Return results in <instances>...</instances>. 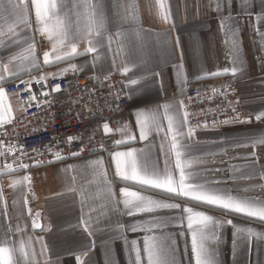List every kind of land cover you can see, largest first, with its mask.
Returning <instances> with one entry per match:
<instances>
[{
  "label": "crops",
  "instance_id": "crops-1",
  "mask_svg": "<svg viewBox=\"0 0 264 264\" xmlns=\"http://www.w3.org/2000/svg\"><path fill=\"white\" fill-rule=\"evenodd\" d=\"M73 2L79 5L82 0H69V7ZM228 2L219 0L221 9L217 11V0H163L164 8L171 13V22H164L157 0H88L95 7L97 15L103 17L101 35L96 38L101 41L102 47L98 48L100 55L95 61V54H89L62 63L43 65L42 53L50 50L51 45L35 31L34 8L31 9V29L20 31L17 43H12L9 35L0 38V67L7 64L9 71L20 70V79L8 83L42 75L53 77L50 74L69 68L70 64H76L80 69L75 72L84 74L122 75L132 107L130 123L122 129L135 136L134 140L117 146L109 153L97 152L38 167L32 173L30 182L17 184L15 188L9 186L10 180L28 176L26 173L15 171L11 177L0 175V185L3 186L7 203V218L0 215V240L4 237L6 225L11 224L13 228L20 225L24 230L15 232L8 239L15 241L17 246L24 241L28 246L26 250L36 253L38 264H46L49 259H59V264H77V256L87 264H135L132 241H136L142 249L146 235L170 237L163 243L175 242V256L179 264H195L186 220L183 235L177 219H173L167 228L153 229L150 233L130 230L131 225L143 224L153 215L176 218L179 213L177 210L161 209L154 214L126 215L120 190L127 186L130 191H141L154 199H165L192 207L195 211H203L219 221L231 220L233 224L224 223L216 228L217 239L207 241V247L214 253L217 264H264V223L256 222L255 218H245L243 214L214 211L196 202L163 196L158 191H143L131 181L122 182L116 175V165L111 155L135 148L141 150L136 153L140 164L146 163L149 168L156 166L163 170L165 154L161 145L167 144V120L161 118L163 130L152 131L146 140H141L137 113H144L147 119L158 109L162 117V106L169 104L173 106L170 114L177 115L178 102L184 104L188 84H222L233 79L239 83L247 111L245 120L250 118L251 122L212 125L195 130L191 138L183 141L188 146L185 149L186 158L195 161L189 170L196 173L194 179L200 182L226 181L209 186L228 188L234 196L264 199V189L252 187L264 184V179L260 178V172L264 171V145L255 149L236 146L237 143L248 142L250 137L264 136V122L255 119L258 112L264 111V38L261 36L264 34V0H230V8L226 6ZM133 6L138 22L132 18ZM76 11L83 12L84 9H74L73 16ZM14 20L15 17L4 13L0 16V28L7 33L8 23ZM118 32L123 35L118 36ZM28 37L35 39L41 63L39 70L32 69L26 61L23 65L19 60L9 63L11 57L21 55L27 48L31 42L27 40ZM109 37H112L110 46ZM87 46L86 40L78 42L80 50ZM234 59L235 65L232 63ZM233 66L240 70L235 76L229 73L203 78L204 72L231 69ZM124 67L130 69L127 74H122ZM130 78L136 79L137 83L130 84ZM185 79L190 82L183 83ZM8 83L4 85L5 91ZM5 103L11 106L13 117L23 109L20 100L7 93ZM179 117L183 118V111ZM120 140H127L121 131ZM253 151L255 157L251 156ZM100 158L114 195L109 194L108 183H105L101 170L93 163ZM174 159L173 155V162ZM3 165L0 157V166ZM217 168L221 170L214 171ZM248 175L252 178H243ZM233 176L236 179H232ZM28 208L32 209L33 216L40 213L37 219L46 231L39 228L33 231ZM84 221H87L88 231L85 230ZM233 225L242 229L252 228L260 235L237 232ZM44 245H47L48 251H44Z\"/></svg>",
  "mask_w": 264,
  "mask_h": 264
},
{
  "label": "snow or ice",
  "instance_id": "snow-or-ice-1",
  "mask_svg": "<svg viewBox=\"0 0 264 264\" xmlns=\"http://www.w3.org/2000/svg\"><path fill=\"white\" fill-rule=\"evenodd\" d=\"M157 4L161 9L160 16L164 22H171V13L164 8L163 0H157ZM231 7L230 0L226 5ZM83 8V12L76 11L73 16V11L76 8ZM35 10V24L36 32L44 36L50 43V50H45L42 53L43 65H52L56 63H62L70 61L77 56L93 55V60L99 59L98 48L102 47L101 41L96 39L100 37L101 30L103 28V17L98 16L94 6L88 3V0H82L79 5L75 2L69 7V0H0V16L7 13L9 16L15 17L12 23L7 25V33L0 28V38L5 35H9L12 43H17L20 39L19 33L25 29H31L32 21L30 19L31 9ZM217 11H220L221 4L219 0L216 3ZM7 19V17H4ZM138 22V15L135 13L133 6V17ZM224 27L223 18H221V28ZM118 36H122L123 33H117ZM235 35V33H234ZM264 38V34H261ZM27 48L19 56H13L9 59V63L15 60L21 61V64L26 61L28 65L34 69L39 70L41 63L36 50V43L34 37H28ZM81 40L87 41V47L83 50L78 48V42ZM112 37H109V46L111 45ZM177 45L179 46V38L177 37ZM235 44V42H234ZM181 55H183L181 50ZM235 65V59L232 61ZM180 67H183L181 65ZM79 71L80 69L76 64H70L69 68L62 69L59 73L50 74L53 77L63 76L67 71ZM128 67H124L122 74L129 72ZM240 71L237 67L233 66L231 69L225 68L223 70H217L214 72H204L203 78H215L221 75H228L231 73L233 76ZM47 75L39 76L38 78H32L29 80L21 79V83L25 85V91L29 92V100L20 101L24 105L23 111H27L29 107L35 102L36 107H41L42 104H47L49 101L45 100L40 102L37 100V95L32 91L33 83L43 84L46 87ZM107 78V77H105ZM20 79V70L14 69L9 71L8 65L4 64L0 67V129L6 124H11L14 117L12 116L11 106L5 103L6 91L4 85L11 80ZM130 84H136V79H129ZM186 79L183 83H189ZM61 90L60 84H56L51 91L59 92ZM214 95L227 96L225 92H218L213 89ZM40 95L48 97L50 93L48 91H42ZM200 93L198 91L197 96ZM211 98V97H209ZM119 99V95H117ZM191 99V97L189 98ZM231 103V102H229ZM164 112L159 113L157 109L156 113L151 115L150 118H145L144 113H137V126L139 128L140 139L146 140L152 131H161L162 124L161 118L167 120V130L165 131V140L167 144L161 145V150L165 154V166L163 170L158 169L156 166L151 168L148 165L140 164L138 162L136 153L138 149L131 148L126 152L111 153L112 158L116 165V175L120 177L122 182H134L143 191L159 192L160 195L167 197H175L188 202H196L203 207L215 208L217 210L224 211L231 214H243L245 218H255L258 223H264V199L251 198V197H239L231 194V190L228 188H221L209 185H220L226 183L222 180L211 181H197L194 179L196 173L190 171L194 160L187 159V144L183 141L191 138L195 134V129L190 126L188 120V113L183 112V118L180 119L179 113L183 111L186 106L182 101L178 102L176 108L177 115H171L173 106L165 104L162 106ZM233 111L236 108L233 106ZM240 123H250L251 119L240 121L238 114L235 118ZM255 119L257 121L264 122V111H260L256 114ZM227 123V121H225ZM104 133L107 135L113 133V129L108 123L102 125ZM207 127V124L204 125ZM119 131L125 133L127 140H117L115 144L120 146L128 141L134 140L135 136L131 133H127L125 129H119ZM6 131H0V136H7ZM78 137H68L67 142L71 144ZM264 145V136L250 137L248 142L237 143V147H251L253 149L258 146ZM45 148L54 157L55 160L63 159L60 151H52V145H45ZM103 149V145H101ZM19 151L21 155H26L23 146L13 145L11 143L5 145L4 140L0 139V157H6L8 154L15 156V153ZM33 151H37L33 149ZM82 151V149L80 150ZM78 152L72 153L73 156L78 155ZM42 155V154H41ZM174 155V162L172 156ZM252 157L256 156L255 151L251 153ZM49 163L53 161H48ZM43 161H35L32 166H41ZM97 168L101 170V175L105 178V183L109 185L107 181V173L103 171L102 158L93 162ZM28 164H19L20 169H27ZM217 168L214 171H220ZM16 169L12 164H4L0 166V175L12 176ZM178 173V174H177ZM245 179H251L252 176H244ZM260 178L264 179V171L260 172ZM30 176H24L21 179L10 180V187L15 188L17 184L24 182H30ZM75 178H73L74 180ZM232 179H236L235 176ZM252 187H260L264 189V184L253 185ZM246 191L248 189H245ZM75 191V189H70ZM121 197L125 209V214L129 216H135L137 214H154L161 209L177 210L179 216L176 218H164L161 216L153 215L151 219L145 223L133 224L130 226L131 231L143 230L146 233H150L153 229H164L172 222L173 219H177L178 226L181 227V234H184V221H187V231L191 234V253L195 258V264H217L214 259V253L210 252L207 247V241L217 239L216 228L222 227L224 223L233 224L231 220L219 221L216 218L207 215L203 211H195L192 207L182 205L180 203L169 202L165 199H154L152 196L144 195L141 191H130L127 186L121 188ZM15 203V201H14ZM28 201L25 199V205ZM0 206L2 211L0 215L7 218V203L3 196V186L0 185ZM28 215L32 219V229L35 231L39 228L41 231H46L38 222L40 213L37 212L32 215V209L28 208ZM85 230L88 231L87 221H84ZM122 227V226H121ZM237 228V232L246 231L249 235H260L256 233L254 229ZM24 229L20 225H16L15 228L11 224L6 225L4 237L0 240V264H38L36 260V253L33 251L29 253L27 245L24 241H20L18 246L15 241H9L8 237L15 232L23 231ZM91 234V233H89ZM171 239L170 237L157 238L154 236L146 235L144 239L143 248L138 246L136 241H132V247L135 251V264H179L175 256V242L172 244H164L163 240ZM235 249V243H234ZM44 251H48L47 245H44ZM46 264H59V259L52 261L49 259ZM77 264H87L86 261H81L77 256Z\"/></svg>",
  "mask_w": 264,
  "mask_h": 264
},
{
  "label": "built area",
  "instance_id": "built-area-1",
  "mask_svg": "<svg viewBox=\"0 0 264 264\" xmlns=\"http://www.w3.org/2000/svg\"><path fill=\"white\" fill-rule=\"evenodd\" d=\"M56 84H60L61 90L52 92ZM213 89L226 91L227 96L214 95ZM32 91L36 93L38 101L47 100L49 103L36 107L33 102L26 112L22 110L11 124L0 129L8 133L7 136H0L6 146L9 143L23 146L26 153L21 155L17 151L15 156L8 154L1 157L3 164H12L16 171H22L30 177L36 168L44 165L67 162L97 152L109 153L117 147L115 141L120 140L119 129L130 123L132 107L125 91V80L117 73L98 76L68 71L63 76L47 78L46 87L33 83ZM42 91H48L50 95L42 96ZM6 93L16 96L20 101L29 100L30 95L20 81L8 83ZM184 99L186 108L183 112L188 113L189 124L195 130L205 128V124L207 127L239 124L235 119L237 114L240 121L247 117L239 83L233 79L222 84H188ZM103 123H108L113 133L106 135ZM70 136L78 139L69 144L67 140ZM45 145H52L53 152L60 151L63 159L55 160ZM74 152L79 154L73 156ZM35 161L44 163L38 167L32 166ZM19 164H28L29 167L20 169Z\"/></svg>",
  "mask_w": 264,
  "mask_h": 264
},
{
  "label": "trees",
  "instance_id": "trees-1",
  "mask_svg": "<svg viewBox=\"0 0 264 264\" xmlns=\"http://www.w3.org/2000/svg\"><path fill=\"white\" fill-rule=\"evenodd\" d=\"M210 209L216 211V209H214V208H210Z\"/></svg>",
  "mask_w": 264,
  "mask_h": 264
},
{
  "label": "water",
  "instance_id": "water-1",
  "mask_svg": "<svg viewBox=\"0 0 264 264\" xmlns=\"http://www.w3.org/2000/svg\"><path fill=\"white\" fill-rule=\"evenodd\" d=\"M38 222H39V224L41 225V221H40V220H38Z\"/></svg>",
  "mask_w": 264,
  "mask_h": 264
}]
</instances>
